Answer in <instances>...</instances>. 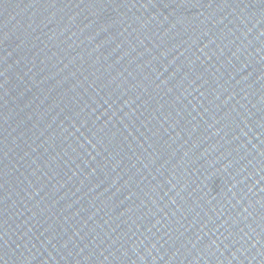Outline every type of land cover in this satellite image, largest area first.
Here are the masks:
<instances>
[{
    "label": "water",
    "instance_id": "obj_1",
    "mask_svg": "<svg viewBox=\"0 0 264 264\" xmlns=\"http://www.w3.org/2000/svg\"><path fill=\"white\" fill-rule=\"evenodd\" d=\"M0 264H264V0H0Z\"/></svg>",
    "mask_w": 264,
    "mask_h": 264
}]
</instances>
